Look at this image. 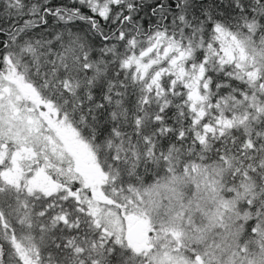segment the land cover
Masks as SVG:
<instances>
[{
    "label": "snow or ice",
    "instance_id": "snow-or-ice-1",
    "mask_svg": "<svg viewBox=\"0 0 264 264\" xmlns=\"http://www.w3.org/2000/svg\"><path fill=\"white\" fill-rule=\"evenodd\" d=\"M0 264H264V0H0Z\"/></svg>",
    "mask_w": 264,
    "mask_h": 264
}]
</instances>
